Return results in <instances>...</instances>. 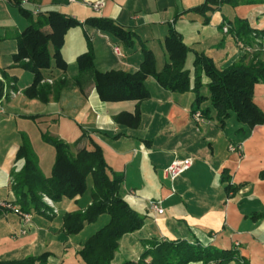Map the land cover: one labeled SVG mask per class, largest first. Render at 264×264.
<instances>
[{
    "label": "crops",
    "instance_id": "obj_1",
    "mask_svg": "<svg viewBox=\"0 0 264 264\" xmlns=\"http://www.w3.org/2000/svg\"><path fill=\"white\" fill-rule=\"evenodd\" d=\"M97 1L102 2L94 6ZM203 2H29L33 10L58 11L81 23L68 30L61 48L67 64L63 75L71 82L57 100L44 103L25 96L24 89L31 84L33 74L13 61L17 37L27 20L8 1L0 0V198L15 199L10 172L19 163L15 152L21 133L28 137L39 166L47 175L53 150L42 141L40 131L63 139L76 151L73 143L85 130L89 138L82 144L89 150L93 143L101 148L107 166L123 175V195L146 217L140 230L121 239L116 258H136L141 251L139 240L156 236L189 242L198 238L204 245L233 247L251 264H264V123L248 128L231 113L220 126L213 109L195 120L191 113L194 93L171 92L152 76L144 81L149 96L140 102L101 101L89 81L83 84L82 91L72 83L77 74L75 59L86 50L87 38L100 71L138 70L143 48L152 52L155 67L160 69L168 61L163 42L169 28L190 48L185 68L191 74L195 52L209 55L221 68L236 62L245 47H240L238 39L223 31L222 26L238 18L247 19L253 28L264 29L263 0H228L201 14L194 8ZM89 17L109 18L132 31L134 45L124 47L113 36L85 24ZM43 30L50 31L48 26ZM114 46L120 49V55L113 51ZM43 73L60 74L54 66ZM253 102L264 113V82L254 85ZM206 106L204 101L198 110ZM136 107L141 115L138 127L129 128L114 121L118 113H133ZM37 142L44 144L35 145ZM185 157L192 158V165L173 181L166 178L165 167L172 160ZM150 199L160 201L161 214L148 208ZM80 203H85L84 197L64 199L50 207L52 214H35L25 227L17 215L0 209V258L22 259L48 251L52 253L51 264H84L76 251L85 239L81 234L91 224L71 236L61 228L62 212L77 210ZM97 228L91 226L89 232Z\"/></svg>",
    "mask_w": 264,
    "mask_h": 264
},
{
    "label": "trees",
    "instance_id": "obj_2",
    "mask_svg": "<svg viewBox=\"0 0 264 264\" xmlns=\"http://www.w3.org/2000/svg\"><path fill=\"white\" fill-rule=\"evenodd\" d=\"M6 1L28 23L17 37V50L13 55V61L19 67L33 74L31 84L24 89L25 96L44 103L50 99L57 100L61 90L71 82L63 75L67 67L61 54L64 37L69 29L81 23L54 10L34 14L29 2L36 0H26L25 3L24 0ZM227 1L204 0L194 10L206 14L213 9L212 6ZM84 23L113 36L124 47L134 45L132 31L109 18L89 17ZM45 26L49 27V32L43 30ZM228 26V31L242 42L245 51L236 62L224 68L218 66L209 55L195 52L191 74L185 68L190 48L169 28L163 42L168 61L160 69L155 67L152 52L143 48V59L138 70L100 71L95 66L94 50L87 38L86 50L75 59L77 74L72 78V83L82 91L83 84L89 81L101 101L140 102L149 96L144 81L152 76L161 87L171 92L192 91L194 101L191 113L207 101L201 113L206 114L213 109L220 126L231 113L237 122L246 124L248 128L263 124L264 113L253 102V90L256 83L264 82V29L253 28L247 19L238 18ZM52 66L59 69V75L43 73ZM140 119L138 107L133 113L120 112L114 117L116 123L129 128L138 127ZM40 137L53 150L49 174L42 172L28 137L21 133L20 145L15 152V160L19 163L10 172V186L15 199L2 200L13 202L29 212L32 221L35 214H52L50 207L64 199L84 197L85 203H80L79 209L64 211L61 215L62 231L70 236L78 234L85 225L107 216V221L79 244L76 254L84 264H251L233 247L222 249L204 245L198 238L189 242L187 239L156 236L139 240L141 251L136 258L127 255L116 258L121 239L140 230L146 220L123 195V175L107 166L98 145L93 143V149L89 150L82 144L89 138L85 130L73 143L76 151H72L71 145L63 139L48 132L40 131ZM261 177H264V173ZM51 256L52 253L45 251L22 259L0 258V264H51Z\"/></svg>",
    "mask_w": 264,
    "mask_h": 264
},
{
    "label": "built area",
    "instance_id": "obj_3",
    "mask_svg": "<svg viewBox=\"0 0 264 264\" xmlns=\"http://www.w3.org/2000/svg\"><path fill=\"white\" fill-rule=\"evenodd\" d=\"M25 2L26 0H24V3ZM101 2L102 1L95 2L94 6L101 4ZM37 12L38 10L35 8L33 10V13L36 14ZM227 29H228V25H224L222 27V30L225 32L227 31ZM238 45L240 47H243L242 42H240L239 40H238ZM113 51L117 55L121 54L120 49L117 46L113 47ZM1 106L2 104L0 100V112L2 111ZM193 117L195 120H199L202 117L201 111L200 110L195 111L193 113ZM230 149L233 150L234 147L230 146ZM191 165H192V158L190 157L174 159L165 167L164 175L166 178L173 181L175 178H177L183 172H185ZM0 208L8 210L12 212L13 214L17 215L23 227L28 226L31 223V214L29 212L23 211L17 204L13 202L0 199ZM148 208L158 214H161L163 212V208L161 207L159 200L158 201L152 200V199L148 200ZM21 232L24 233L25 229L22 228Z\"/></svg>",
    "mask_w": 264,
    "mask_h": 264
},
{
    "label": "rangeland",
    "instance_id": "obj_4",
    "mask_svg": "<svg viewBox=\"0 0 264 264\" xmlns=\"http://www.w3.org/2000/svg\"><path fill=\"white\" fill-rule=\"evenodd\" d=\"M225 25V24H224ZM223 25V26H224ZM222 26V27H223ZM227 31H228V29H227ZM226 31V32H227ZM42 145V144H44V143H40V142H37V144L35 143V145ZM46 144V143H45ZM48 145V144H47ZM48 146H50V145H48ZM232 147V146H231ZM50 148H51V146H50ZM232 150V149H231ZM234 150V149H233ZM1 209V208H0ZM3 211H8V210H5V209H2ZM10 212V211H9ZM107 221V216L106 215H104V217L103 218H101L100 219V221H97L96 223H92V224H95L97 227H100L103 223H105ZM90 225V227H88V229H86L82 234H81V236L80 237H84V238H86L88 235H89V233H91V232H89V230H90V228H91V226H95V225Z\"/></svg>",
    "mask_w": 264,
    "mask_h": 264
}]
</instances>
